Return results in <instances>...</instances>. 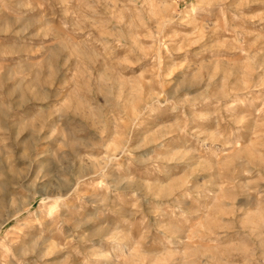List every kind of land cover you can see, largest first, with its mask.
I'll return each mask as SVG.
<instances>
[{"label":"rangeland","instance_id":"374dc122","mask_svg":"<svg viewBox=\"0 0 264 264\" xmlns=\"http://www.w3.org/2000/svg\"><path fill=\"white\" fill-rule=\"evenodd\" d=\"M0 264H264V0H0Z\"/></svg>","mask_w":264,"mask_h":264}]
</instances>
